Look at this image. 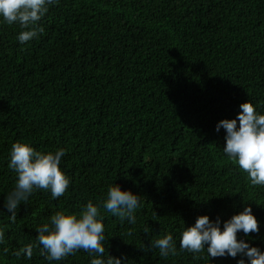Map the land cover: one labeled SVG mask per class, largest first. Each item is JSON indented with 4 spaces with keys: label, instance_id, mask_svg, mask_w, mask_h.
<instances>
[{
    "label": "trees",
    "instance_id": "obj_1",
    "mask_svg": "<svg viewBox=\"0 0 264 264\" xmlns=\"http://www.w3.org/2000/svg\"><path fill=\"white\" fill-rule=\"evenodd\" d=\"M40 23L44 33L21 44L19 26L0 18V264H90L83 250L59 262L14 252L56 211L99 202L114 183L141 200L135 225L101 210L105 255L121 264H237L179 252L180 233L201 215L223 229L248 205L259 232L237 238L264 251V187L250 185L216 131L248 100L264 114V0H58ZM17 141L65 149L71 184L56 199L34 191L13 223L4 201ZM168 233L179 255L141 249Z\"/></svg>",
    "mask_w": 264,
    "mask_h": 264
},
{
    "label": "clouds",
    "instance_id": "obj_2",
    "mask_svg": "<svg viewBox=\"0 0 264 264\" xmlns=\"http://www.w3.org/2000/svg\"><path fill=\"white\" fill-rule=\"evenodd\" d=\"M58 0H0V18L7 25H18L21 29L17 40L24 44L44 33L40 21L49 11V6ZM240 112L234 119H222L216 125L219 132L226 130L223 152L239 169L246 173L253 187H264V114L257 112L249 100L239 105ZM237 120L239 127H237ZM65 149L43 152L30 143L17 141L12 144L8 168L15 173L14 189L5 198L4 206L14 223L19 206L26 204L36 190L50 191L53 199L63 196L68 190L70 177L60 167ZM141 207L140 196L130 190H122L114 183L107 187L106 196L99 202L88 200L78 212L56 211L50 221L37 226L38 235L34 242L25 244L14 252L31 259L34 252L49 262H59L83 250L91 257L90 264H121L122 258L110 255L105 247L104 216L101 210L136 224V211ZM220 218L210 220L207 215L198 216L195 224L184 227L180 233L179 252H189L198 257L207 252L210 258L230 256L240 259L237 264H264V251L237 238L242 231L245 236L259 232V222L250 205L223 222ZM144 233L150 229L145 227ZM133 233L128 231L127 235ZM5 243V230L0 228V244ZM155 248L162 258L177 256L176 241L171 233L150 240V245L142 250ZM8 252V248H4ZM247 258V261L246 259Z\"/></svg>",
    "mask_w": 264,
    "mask_h": 264
}]
</instances>
